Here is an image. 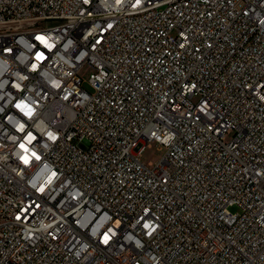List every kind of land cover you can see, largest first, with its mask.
<instances>
[{
  "label": "built area",
  "instance_id": "1",
  "mask_svg": "<svg viewBox=\"0 0 264 264\" xmlns=\"http://www.w3.org/2000/svg\"><path fill=\"white\" fill-rule=\"evenodd\" d=\"M0 264H264V0H0Z\"/></svg>",
  "mask_w": 264,
  "mask_h": 264
},
{
  "label": "rangeland",
  "instance_id": "2",
  "mask_svg": "<svg viewBox=\"0 0 264 264\" xmlns=\"http://www.w3.org/2000/svg\"><path fill=\"white\" fill-rule=\"evenodd\" d=\"M91 71V68L88 65H85L80 69V75L83 78H88V75ZM85 87L88 90H91L89 86L85 85ZM166 148L159 143L152 142L149 147H146L142 154H141V160L144 163L152 162L156 163L164 154H165ZM232 211H235L234 208L231 209Z\"/></svg>",
  "mask_w": 264,
  "mask_h": 264
}]
</instances>
